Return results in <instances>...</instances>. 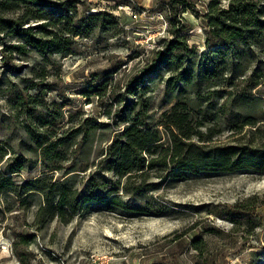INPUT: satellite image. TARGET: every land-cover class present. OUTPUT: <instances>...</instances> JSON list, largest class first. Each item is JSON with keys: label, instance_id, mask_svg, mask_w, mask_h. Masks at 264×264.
Listing matches in <instances>:
<instances>
[{"label": "rangeland", "instance_id": "rangeland-1", "mask_svg": "<svg viewBox=\"0 0 264 264\" xmlns=\"http://www.w3.org/2000/svg\"><path fill=\"white\" fill-rule=\"evenodd\" d=\"M42 1L46 16L21 28L57 36L61 51L0 33V168L17 187L0 193V264H264V172L150 165L173 143L170 129L204 148L264 147V29L236 53L209 52L211 0H188L178 18L187 50L157 63L173 38L169 0ZM9 44H26L12 53L16 70L1 53ZM179 101L190 138L165 123ZM134 122L156 128L160 146L118 176L108 148ZM16 160L23 169L12 173ZM60 183L72 206L53 212Z\"/></svg>", "mask_w": 264, "mask_h": 264}, {"label": "trees", "instance_id": "trees-1", "mask_svg": "<svg viewBox=\"0 0 264 264\" xmlns=\"http://www.w3.org/2000/svg\"><path fill=\"white\" fill-rule=\"evenodd\" d=\"M188 0H169V8L173 11L174 22H172L171 32L173 38L167 40L165 45L156 53L158 59L157 63H172L173 59L171 53L177 50H187L186 41L179 38L182 37L180 33V25H178V18L182 12L188 10ZM257 1L255 0H231L226 7H218L216 0H211L207 9L211 10L207 13L208 24L211 26L209 30L210 41L207 42L209 52L219 53L223 55L228 49H232L236 53V48L241 44H248V40L253 38L258 39L260 31L264 29V21L260 19V14L263 10L258 9L256 12ZM29 5L40 6L39 9H34ZM46 4L42 0H0V33L4 32L16 34L26 44L35 47L39 52L46 51H61L62 46L57 36L49 40L38 39L32 34L31 28H21L22 22L28 18H44L46 10L42 7ZM264 8V7H263ZM22 11L19 18L7 17L8 11ZM99 16H92V19H98ZM173 20V19H172ZM54 23V22H53ZM44 24L40 27H43ZM215 41H212V40ZM26 44H9L5 45L1 51L5 65L11 66V69L16 70V67L11 64L12 53L18 51L25 53ZM184 58L180 59L183 63ZM184 80H187L183 77ZM132 93H136V88L132 89ZM186 104L179 101V103L172 106L165 114L166 122L174 125L180 132H183L186 138H190L187 134V128L192 122V117L186 111ZM173 143L165 148L161 157L150 159V165L158 160L163 163H172L174 167L173 173L175 175L184 172H196L199 170H236L242 168H249L255 171L264 172V147H250L247 145L238 147L236 145L210 146L204 148L203 146L194 145L191 142H186L172 131ZM189 133V131H188ZM121 137L115 140L109 146V154L111 155L109 161V170L122 176L135 170H141L146 166V158L143 152L153 153V150L159 147L161 140L160 132L156 128H146L141 126L138 122L128 125L121 132ZM209 148V149H208ZM6 148L0 144V162L7 154ZM155 151V150H154ZM149 165V166H150ZM10 172L19 171L23 169L22 162L16 160L13 165L9 166ZM38 182L39 180H35ZM57 191V204H49L50 209L62 210L66 206H72L70 192L67 191V185L60 183ZM23 192L31 189L26 185ZM46 187H42L44 191ZM133 189L139 191L140 186H135ZM17 187L12 179L2 172L0 168V193L7 191H16ZM110 199V198H109Z\"/></svg>", "mask_w": 264, "mask_h": 264}]
</instances>
